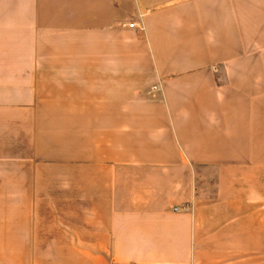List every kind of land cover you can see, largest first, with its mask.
<instances>
[{
    "label": "crops",
    "instance_id": "obj_1",
    "mask_svg": "<svg viewBox=\"0 0 264 264\" xmlns=\"http://www.w3.org/2000/svg\"><path fill=\"white\" fill-rule=\"evenodd\" d=\"M0 264H264V0H0Z\"/></svg>",
    "mask_w": 264,
    "mask_h": 264
},
{
    "label": "built area",
    "instance_id": "obj_2",
    "mask_svg": "<svg viewBox=\"0 0 264 264\" xmlns=\"http://www.w3.org/2000/svg\"><path fill=\"white\" fill-rule=\"evenodd\" d=\"M135 26V24H131V27H134Z\"/></svg>",
    "mask_w": 264,
    "mask_h": 264
}]
</instances>
